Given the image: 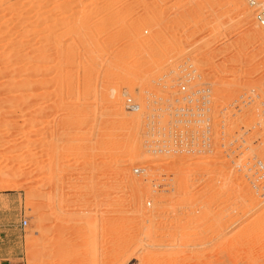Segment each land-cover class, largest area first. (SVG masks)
<instances>
[{
    "label": "rangeland",
    "instance_id": "1",
    "mask_svg": "<svg viewBox=\"0 0 264 264\" xmlns=\"http://www.w3.org/2000/svg\"><path fill=\"white\" fill-rule=\"evenodd\" d=\"M129 1L130 3H127ZM132 1L134 0H0L1 264H114L116 263L115 255H117L114 253L121 250L122 247L124 249L127 248L123 251L125 255L122 257V260L127 255L129 257H126V261L121 260L123 263L121 262L120 264H143L144 262V264H164L165 261L169 264H175V262L176 264H183L186 261L188 262V260L191 261L189 264H205L202 262L205 259L208 264L210 262H213L210 264H219L220 260L222 264L225 261H227L226 263L232 262L233 258L231 259L230 257H234L235 255L237 257L234 259L239 261L237 259L239 258L238 256L243 254L242 257H245L246 254L243 252H247L249 249L250 252L248 251L247 253H251V249L253 248L260 253L264 251V34H262L264 33V28L258 22L256 9L251 7L246 0H237L235 3H231V0ZM255 1L264 9V0ZM125 3L129 6L125 7L127 5ZM59 4L61 9L57 6ZM130 5L132 6L131 8ZM163 5L166 7H163ZM104 6L106 9H104ZM137 6L139 7L137 8ZM135 7L137 9H133ZM126 8L127 12L123 11ZM27 11H30V22L35 20V23L37 20L44 18L42 21L45 23L41 25V28L39 26L36 27L37 29H34L35 33L32 37L30 36L31 38L25 37L24 40L26 41H24L25 46L23 45V47L21 46L22 43L18 41L23 30L21 27L18 29V27L14 26L17 24L16 20H26L25 16ZM40 13H42V17L38 19L37 14ZM216 14L217 16H215ZM88 16L89 18L92 17L93 19L100 20H97V22L94 20L96 23L94 22L93 24L91 23L93 22L91 20L92 18L89 19ZM65 17L67 18L65 19ZM110 18L114 19L111 20ZM124 18L127 19L125 20ZM171 18L173 19L171 20ZM132 20L138 23H134ZM146 20L149 21L147 22ZM254 20H257L259 24L256 28L249 26ZM84 21L87 25H85ZM113 21L116 25H114ZM130 21L137 27L131 24ZM141 21L144 22V25ZM100 25L104 28H100ZM12 26L14 29H12L13 32L11 31V33L7 30ZM45 26L47 29H44ZM82 26L84 27L82 28ZM121 27L125 29H121ZM156 27L162 32H158ZM69 28L71 29L70 32H68L70 30ZM85 28H89L91 33ZM97 28L101 29V31ZM81 29L85 31L83 32ZM129 29L131 30L130 33ZM136 29H139L138 31L141 32L139 33ZM150 29L153 31L151 32ZM107 30H109L110 35ZM123 30H127L128 32L125 31V33L127 32L128 35L125 36ZM52 31L55 33H52ZM158 33L161 34L159 35ZM86 34H89L91 38L89 35L85 36ZM80 35L81 37H79ZM117 36L121 40L117 39ZM54 37L57 38L55 39ZM108 39H112L111 41L114 40L112 43L116 46ZM130 41H132L133 46H131L132 43ZM69 43L72 45L69 46ZM44 44L48 45L46 46ZM84 45L86 46L82 47ZM48 46L55 47H49L47 49ZM63 47L64 50L62 49ZM37 48L38 50L36 52L35 50ZM42 48L45 49L41 51L40 49ZM85 48L88 52H85ZM133 48L134 50L132 51ZM32 49L34 52L29 54L28 57H32L31 61H33L28 62L26 52ZM81 49L84 51H81ZM167 49L170 50L168 51ZM89 50L93 52L91 51L90 53ZM97 50H101V52L98 53ZM67 51H70L71 55ZM14 52L15 55H13ZM51 53H56L57 55ZM65 53L69 54L67 59L70 62L67 59L65 60ZM74 55L78 56L77 60ZM39 57L41 59L38 61L37 59ZM149 59L156 63V65L159 63L158 70L156 68L157 71L152 69L153 71L150 70L142 80H137V77L135 76V78L129 72L130 69H133L140 61ZM44 60L46 61L44 62ZM59 60L62 62L59 63ZM160 60H162V63ZM12 61L16 62V64ZM56 63L58 65L60 64V69ZM64 63H66V66ZM10 64L13 66L11 67ZM124 65L127 67L125 68ZM8 66L14 68L13 70L21 71V74L15 77L13 76V78L9 77L6 74V70L9 72L11 68L8 70ZM30 67L33 69L31 70ZM69 69L70 71H68ZM87 70L90 71V74H88L89 72ZM192 72L200 76V82L209 84V87L212 89V111L214 114L215 130L219 131L220 118L227 119L228 121V125L224 130L226 132V140L224 142L226 144L228 142H234L231 149L235 150L234 155L230 159H222L223 151L220 149H215L211 155L202 152L192 155L184 152H176L174 151L175 148H170L169 151L172 154H169L166 149L159 150L156 144H153L152 140L154 138L151 136L154 132L151 130L153 126L150 123L153 118H150V116H159L155 117L153 121L156 122L155 125L159 124L158 127L160 128L169 119V113L163 109L153 111L151 101L159 97L161 99L175 97L177 82L185 74ZM73 77L77 79H73ZM25 79L28 80L30 85L33 84L30 89L31 91H17L9 84L10 81H23ZM72 79L75 82H73L74 84L71 83ZM67 80L70 82L69 85L64 84L65 82L66 84L68 83ZM60 81L62 82L60 83ZM89 81H92V83ZM120 81H123V84ZM57 83L60 84L58 85ZM63 87L66 88L63 89ZM104 88L107 90H104ZM112 92L114 93L112 94ZM124 92L129 95L132 94L130 96L140 104V110L138 112L125 109ZM17 95L24 96L25 98L30 96L29 101L26 102L30 105L28 106L26 104L25 107L23 102H18L17 104V101H20L17 99ZM112 98L117 100V103ZM103 101H106V103ZM21 103L23 106L20 105ZM63 106L65 110H63ZM77 107L80 108L78 111L81 112L74 110ZM235 107H238L237 109L239 110H234ZM127 118H130L128 119L130 122L127 121ZM59 119L63 120L60 121ZM65 119L66 122L64 123ZM129 125H131V128ZM100 137L101 139H99ZM215 143L217 144V142ZM132 152H134L135 157L132 155ZM258 160L262 162L260 168L254 167V164ZM105 161L108 162L106 163ZM242 163L243 165H241ZM195 166H200L198 168L201 169H198L200 172L192 175L190 168ZM137 168L141 170L139 173L135 172ZM241 168L243 170H240ZM247 169L250 170L248 171ZM129 177L141 183L138 191L127 185L125 178L129 182ZM182 184H184V187H182ZM116 202H119L120 205ZM179 218H182L183 221ZM24 220L27 221L26 225L23 223ZM190 220L193 221L191 222ZM193 222L195 225L192 224ZM121 225L124 226V229ZM262 226L263 228H261ZM114 228H117V230ZM121 228L122 230H119ZM207 228L208 230H206ZM113 229L114 231H112ZM255 230L257 231L255 232ZM194 232L197 236H195ZM123 233L127 238H124L126 236ZM129 236L130 238L132 237L131 240H128L130 239ZM133 236H135V239ZM246 236H249V238ZM118 238L119 241H117ZM246 238L250 240H246ZM124 239L126 242L127 240L131 242L127 244L124 242ZM241 239H243L242 244L239 242ZM244 239L247 244L244 243ZM233 241L235 244H233ZM149 242L151 243L149 244ZM107 243H109L110 247H108L109 245L106 246ZM223 245L226 247L224 248ZM119 246L122 247L120 248ZM253 246L257 247L255 248ZM259 247L261 248L260 251ZM234 250L236 252L238 251L239 255L238 253H234ZM177 251L178 253H176ZM218 252L221 253L218 255ZM110 253L114 255L112 256ZM204 253H209L205 256L208 259L204 258L201 261L202 257L200 255L204 257ZM188 256L190 259L187 258ZM191 256H195V258L200 256V259L198 258L197 260ZM220 256L222 257L220 258ZM150 257L154 258L155 261L154 259L150 260ZM155 257H158V260L161 257V260L158 261ZM164 257L165 261H163ZM184 258H187L186 261ZM145 259H149L152 262L149 263L150 261L147 260V263Z\"/></svg>",
    "mask_w": 264,
    "mask_h": 264
},
{
    "label": "bare ground",
    "instance_id": "2",
    "mask_svg": "<svg viewBox=\"0 0 264 264\" xmlns=\"http://www.w3.org/2000/svg\"><path fill=\"white\" fill-rule=\"evenodd\" d=\"M73 1H74V0H73ZM101 1H102V0H101ZM108 1H109V0H108ZM113 1H114V0H113ZM121 1H122V0H121ZM123 1H124V0H123ZM134 1H136V0H134ZM134 1H132V2H134ZM137 1H138V0H137ZM137 1H136V2H137ZM139 1H140V0H139ZM141 1H143V0H141ZM152 1H153V0H152ZM174 1H175V0H174ZM176 1H177V0H176ZM179 1H180V0H179ZM228 1H229V0H228ZM231 1H232V2H231ZM231 1H230L231 3H235L237 0H231ZM162 2H163V1H162ZM165 2H166V1H165ZM171 2H172V1H171ZM182 2H183V1H182ZM230 2H229V3H230ZM106 3H107V2H106ZM110 3H111V2H110ZM112 3H113V2H112ZM112 3H111V4H112ZM115 3H116V2H115ZM118 3H119V2H118ZM127 3H130V1L127 2ZM127 3H125V4H127ZM139 3H140V2H139ZM197 3H198V1H197ZM99 4H100V3H99ZM113 4H114V3H113ZM120 4H121V3H120ZM120 4H119V5H120ZM135 4H136V3H135ZM135 4H134V5H135ZM152 4H153V2H152ZM180 4H181V3H180ZM70 5H71V4H70ZM92 5H93V4H92ZM107 5L109 6V4H107ZM134 5H133V6H134ZM136 5H137V4H136ZM139 5H141V4H139ZM154 5H155V4H154ZM169 5H170V3H169ZM178 5H179V3H178ZM186 5H187V4H186ZM189 5H190V4H189ZM196 5H197V4H196ZM196 5H195V6H196ZM203 5H204V4H203ZM203 5H202V6H203ZM207 5H208V4H207ZM223 5H224V4H223ZM57 6L61 9L60 4L57 5ZM66 6H67V4H66ZM83 6H84V5H83ZM97 6H98V5H97ZM110 6H111V5H110ZM113 6H114V5H113ZM123 6H124V5H123ZM128 6H129V5L127 4L125 7H128ZM144 6H145V5H144ZM147 6H148V5H147ZM150 6H151V4H150ZM172 6H173V5H172ZM179 6H180V5H179ZM181 6H182V4H181ZM208 6H209V5H208ZM58 7H56V8H58ZM62 7H63V6H62ZM64 7H65V6H64ZM94 7H95V6H94ZM99 7H100V6H99ZM104 7H105V6H104ZM118 7H119V6H118ZM131 7H132V6L130 5V8H131ZM138 7H139V6H137V8H138ZM163 7H166V6L163 5ZM182 7H183V6H182ZM69 8H70V7H69ZM111 8L113 9L112 6H111ZM120 8H121V6H120ZM120 8H119V9H120ZM122 8H123V7H122ZM130 8H128V9L130 10ZM137 8L135 7V8H133V9H137ZM146 8H147V7H146ZM152 8H153V7H152ZM180 8H181V7H180ZM199 8H200V6H199ZM204 8H205V7H204ZM104 9H106V7H105ZM104 9H103V10H104ZM108 9H109V8H108ZM124 9H125V8H124ZM140 9H141V8H140ZM143 9H145V8H143ZM170 9H171V8H170ZM55 10H56V9H55ZM67 10H68V9H67ZM91 10H92V9H91ZM103 10H101V11H103ZM131 10H132V9H131ZM138 10H139V9H138ZM186 10H187V9H186ZM186 10H185V11H186ZM208 10H209V9H208ZM12 11H13V10H12ZM57 11H59V10H57ZM60 11H61V10H60ZM85 11H86V10H85ZM85 11H84V12H85ZM98 11H99V10H98ZM101 11H100V12H101ZM104 11H105V10H104ZM104 11H103V12H104ZM112 11H113V10H112ZM123 11H126V12H127V8H126V10H123ZM134 11H135V10H134ZM140 11H141V10H140ZM145 11H146V10H145ZM150 11H151V10H150ZM161 11H162V10H161ZM172 11H174V10H172ZM181 11H182V10H181ZM195 11H196V10H195ZM200 11H201V10H200ZM31 12H32V11H31ZM65 12H66V11H65ZM93 12H94V11H93ZM93 12H92V13H93ZM96 12H97V9H96ZM96 12H95V13H96ZM116 12H117V11H116ZM146 12H147V11H146ZM146 12H145V13H146ZM151 12H152V11H151ZM151 12H150V14H151ZM153 12H154V11H153ZM177 12H179V11H177ZM187 12L189 13V11H187ZM29 13H30V11H27V12H26V16H25L26 20L24 19L25 21H24V20H22V21H21V20H18V21L16 20V23H17V24L15 23L16 26H14V27H18V29H19V27H21V29L23 30V31H22V35H21V37L18 39V41H19L20 43H22L21 46H23V45L25 44V43H24V41H26V40H24L25 37H27V38H29L30 36L32 37V35H34V33H35L34 29H35L36 27H39V26H40V28H41V25H42L43 23H45L44 21H42L44 18H43V19H39V18L42 17V16H41L42 13L37 14V17H38L39 20H37V21L35 22L36 24L34 23L35 20H34L33 22H30L31 17H30V14H29ZM59 13H60V12H59ZM85 13H86V12H85ZM85 13H84V14H85ZM104 13H105V12H104ZM106 13H107V12H106ZM123 13H124V12H123ZM123 13H122V14H123ZM130 13H131V12H130ZM156 13H158V12H156ZM99 14H100V13H99ZM108 14H109V13H108ZM122 14H121V15H122ZM154 14H155V12H154ZM158 14H159V13H158ZM160 14H161V13H160ZM172 14H173V13H172ZM190 14H191V13H190ZM117 15H118V14H117ZM147 15H148V14H147ZM147 15H146V16H147ZM161 15H162V14H161ZM168 15H169V14H168ZM182 15H183V14H182ZM57 16H58V15H57ZM80 16H81V15H80ZM90 16H91V15H90ZM93 16H94V14H93ZM104 16H106V15H104ZM111 16H112V15H111ZM118 16H119V15H118ZM124 16H125V15H124ZM132 16H133V15H132ZM136 16H137V15H136ZM146 16H145V17H146ZM187 16H188V15H187ZM215 16H217V14H216ZM47 17H48V16H47ZM74 17H75V16H74ZM96 17H97V15H96ZM98 17H99V16H98ZM115 17H116V16H115ZM122 17H123V16H122ZM129 17H130V16H129ZM140 17H141V16H140ZM145 17H143V18H145ZM148 17H149V16H148ZM148 17H147V18H148ZM164 17H165V16H164ZM170 17H171V16H170ZM172 17H173V15H172ZM208 17H209V16H208ZM208 17H207V18H208ZM210 17H211V16H210ZM16 18H17V17H16ZM32 18H33V17H32ZM66 18H67V17H65V19H66ZM88 18H89V16H88ZM91 18H92V17H90L89 19H91ZM105 18H107V16H106ZM105 18H104V19H105ZM111 18H112V17H111ZM111 18H110V19H111ZM131 18H132V17H131ZM131 18H130V19H131ZM141 18H142V17H141ZM141 18H140V19H141ZM150 18H151V17H150ZM156 18H157V17H156ZM219 18H220V17H219ZM45 19H46V18H45ZM51 19H52V17H51ZM71 19H74V18H71ZM71 19H69V20H71ZM85 19H87V18H85ZM113 19H114V18H113ZM113 19H111V20H113ZM124 19H125V18H124ZM126 19H127V18H126ZM126 19H125V20H126ZM163 19H164V18H163ZM172 19H173V18H171V20H172ZM174 19H175V18H174ZM210 19H211V18H210ZM80 20H81V19H80ZM91 20H93V22H91V21H87V22H91V23L94 24V22H95L94 20H96V19H93V18H92ZM97 20H98V19H97ZM97 20H96V22H97ZM99 20H100V19H99ZM99 20H98V21H99ZM115 20H116V19H115ZM133 20H134V18H133ZM133 20H132V21H133ZM135 20H137V19H135ZM143 20H144V19H143ZM149 20H150V19H149ZM149 20H146V21L148 22ZM155 20H156V19H155ZM205 20H206V19H205ZM47 21H49V20H47ZM65 21H66V20H65ZM65 21H64V22H65ZM81 21H83V20H81ZM81 21H80V22H81ZM85 21H86V20H85ZM85 21H84V22H85ZM104 21H105V20H104ZM121 21H122V20H121ZM185 21H186V20H185ZM12 22H13V21H12ZM60 22H61V20H60ZM75 22H76V21H75ZM96 22H95V23H96ZM113 22H114V21H113ZM128 22H129V20H128ZM130 22H131V21H130ZM133 22H134V23H138V22H135V21H133ZM139 22H140V21H139ZM142 22H143V21H141V23H142ZM162 22H163V21H162ZM166 22H167V21H166ZM166 22H165V23H166ZM215 22H216V21H215ZM256 22H257V20H254L253 22H251V24H250L249 26H251V27H255V28L258 27L259 24H258V22H257V23H256ZM77 23H79V22H77ZM102 23H103V22H102ZM123 23H124V22H123ZM134 23L131 22V24H134ZM155 23H156V22H155ZM176 23H177V21H176ZM178 23H179V22H178ZM15 24H14V25H15ZM55 24H56V23H55ZM67 24H70V23H67ZM73 24H75V23H73ZM80 24H81V23H80ZM112 24H113V23H112ZM124 24H125V23H124ZM129 24H130V23H129ZM163 24H164V22H163ZM12 25H13V24H12ZM62 25H63V24H62ZM70 25H71V24H70ZM78 25H79V24H78ZM82 25H84V24H82ZM85 25H87L86 22H85ZM88 25H89V24H88ZM114 25H116L115 22H114ZM134 25H135V24H134ZM143 25H144V22H143ZM169 25H170V24H169ZM56 26H58V25H56ZM59 26H60V25H59ZM73 26H74V25H73ZM80 26H81V25H80ZM80 26H78V27H80ZM93 26H94V25H93ZM100 26H101V27H100ZM100 26H99L100 28H102V29L104 28V27H102V25H100ZM103 26H104V25H103ZM122 26H123V25H122ZM125 26H126V24H125ZM139 26H141V25H139ZM145 26H146V24H145ZM152 26H153V25H152ZM154 26H155V25H154ZM157 26H158V25H157ZM14 27H13V26L10 27L7 31L11 32L12 29H14ZM74 27H75V26H74ZM83 27H84V26H82V28H83ZM88 27H89V26H88ZM110 27H112V26H110ZM123 27H124V26H123ZM135 27H137V26L135 25ZM135 27H134V28H135ZM169 27H170V26H169ZM43 28H44V27H43ZM71 28H72V26H71ZM76 28H77V27H76ZM80 28H81V27H80ZM94 28H95V27H94ZM130 28H131V27H130ZM139 28H140V27H139ZM145 28H147V27H145ZM149 28H150V27H149ZM161 28H162V27H161ZM36 29H37V28H36ZM44 29H47L46 26H45ZM48 29H49V28H48ZM52 29H53V28H52ZM66 29H67V28H66ZM69 29H70V28H69ZM69 29H68V30H69ZM74 29H75V28H74ZM85 29L88 30V32L90 31L89 28H88V29L85 28ZM97 29H99V28H97ZM108 29H110V28H108ZM114 29H115V28H114ZM121 29H125V28H122V27H121ZM156 29H157V27H156ZM163 29H164V28H163ZM173 29H174V28H173ZM68 30H67V31H68ZM81 30L83 31V29H81ZM99 30L101 31V29H99ZM133 30H134V29H133ZM133 30H132V31H133ZM136 30H137V29H136ZM138 30H139V29H138ZM138 30H137V31H138ZM150 30H151V29H150ZM150 30H149V31H150ZM157 30H158V32L161 31V30H159V29H157ZM174 30H175V29H174ZM206 30H207V28H206ZM70 31H71V29H70L68 32H70ZM74 31H75V30H74ZM84 31H85V30H84ZM84 31H83V32H84ZM92 31H93V30H92ZM97 31H98V30H97ZM107 31L109 32V30H107ZM123 31H124V33H125V31H127V30H123ZM130 31H131V30L129 29V33H130ZM152 31H153V30H151V32H152ZM163 31H164V30H163ZM200 31H201V30H200ZM12 32H13V31H12ZM12 32H11V33H12ZM53 32H54V31H52V33H53ZM77 32H78V31H77ZM94 32H95V31H94ZM121 32H122V31H121ZM127 32H128V31H127ZM127 32H126V33H127ZM134 32H135V30H134ZM138 32H139V31H138ZM140 32H141V31H140ZM140 32H139V33H140ZM142 32H143V31H142ZM161 32H162V31H161ZM54 33H55V32H54ZM90 33H91V31H90ZM117 33H118V32H117ZM126 33H125V36L128 35V33H127V34H126ZM135 33L137 34V32H135ZM260 33H262V32H260ZM50 34H51V33H50ZM59 34H60V33H59ZM68 34H69V33H68ZM73 34H74V33H73ZM77 34H78V33H77ZM95 34H97V33L95 32ZM103 34H105V33H103ZM108 34L110 35V32H109ZM112 34H114V33H112ZM131 34H133V33L131 32ZM158 34H159V33H158ZM160 34H161V33H160ZM160 34H159V35H160ZM262 34H264V33H262ZM47 35H48V33H47ZM47 35H46V36H47ZM55 35H56V34H55ZM69 35H71V34H69ZM88 35H89V34H88ZM88 35L86 34L85 36H88ZM100 35H101V34H100ZM109 35H108V36H109ZM123 35H124V34H123ZM142 35H143V34H142ZM151 35H152V34H151ZM162 35H163V34H162ZM173 35H174V34H173ZM199 35H200V34H199ZM260 35H261V34H260ZM48 36H49V35H48ZM48 36H47V38H49ZM64 36H66V35H64ZM82 36H84V35H82ZM104 36H105V35H104ZM106 36H107V35H106ZM130 36H131V35H130ZM136 36H137V35H136ZM143 36H144V35H143ZM165 36H166V35H165ZM195 36H196V35H195ZM261 36H262V35H261ZM31 37H30V38H31ZM79 37H81V35H80ZM89 37H90V35H89ZM93 37H94V35H93ZM96 37H97V35H96ZM98 37H99V36H98ZM170 37H171V35H170ZM45 38H46V37H45ZM54 38L56 39L57 37H54ZM71 38H72V37H71ZM74 38H75V37H74ZM83 38H84V37H83ZM90 38H91V37H90ZM94 38H95V37H94ZM99 38H100V37H99ZM101 38H102V37H101ZM103 38H104V37H103ZM128 38H130V37L128 36ZM128 38H127V39H128ZM136 38H137V37H136ZM136 38H135V39H136ZM146 38H148V37H146ZM171 38H173V37H171ZM262 38H263V36H262ZM49 39H50V38H49ZM51 39H52V37H51ZM55 39H54V41H55ZM58 39H59V38H58ZM60 39H61V38H60ZM72 39H73V38H72ZM95 39H96V38H95ZM117 39H120V38H118V36H117ZM130 39H131V38H130ZM140 39H141V38H140ZM148 39H149V38H148ZM165 39H166V38H165ZM260 39H261V38H260ZM85 40H86V39H85ZM100 40H101V39H100ZM102 40H103V39H102ZM106 40H107V39H106ZM108 40H110V39H108ZM111 40H112V39H111ZM111 40H110V41H111ZM115 40H116V39H115ZM120 40H121V39H120ZM120 40H118V41H120ZM123 40H124V38H123ZM0 41H1V39H0ZM2 41H3V39H2ZM30 41H31V40H30ZM46 41H48V40H46ZM52 41H53V40H52ZM52 41H50V42H52ZM60 41H61V40H60ZM60 41H59V42H60ZM66 41H67V40H66ZM76 41H78V40H76ZM88 41H89V40H88ZM96 41H97V39H96ZM96 41H95V42H96ZM98 41H99V40H98ZM104 41H105V40H104ZM113 41H114V40H113ZM113 41H111V43H112ZM116 41H117V40H116ZM71 42H73V41H71ZM74 42H75V41H74ZM84 42H85V41H84ZM93 42H94V41H93ZM125 42H126V41H125ZM130 42L132 43V41H130ZM161 42H162V41H161ZM175 42H176V41H175ZM48 43H49V42H48ZM57 43H58V42H57ZM76 43H78V42H76ZM80 43H82V42L80 41ZM87 43H88V42H87ZM105 43H106V42H105ZM118 43H119V42H118ZM127 43H128V42H127ZM139 43H140V42H139ZM141 43H142V42H141ZM158 43H159V42H158ZM178 43H179V42H178ZM49 44H50V43H49ZM65 44H67V43H65ZM69 44H70V43H69ZM84 44H85V43H84ZM96 44H98V43H96ZM101 44H102V41H101ZM112 44H113V43H112ZM116 44H117V42H116ZM123 44H124V43H123ZM128 44H129V43H128ZM168 44H169V43H168ZM180 44H181V42H180ZM44 45H46V44H44ZM47 45H48V44H47ZM47 45H46V46H47ZM50 45H51V44H50ZM67 45H68V44H67ZM71 45H72V44H70L69 46H71ZM89 45H90V43H89ZM92 45H93V44H92ZM104 45H105V44H104ZM113 45L116 46L115 44H113ZM113 45H112V46H113ZM121 45H122V44H121ZM126 45H127V44H126ZM130 45H131V44H130ZM143 45H144V44H143ZM145 45H146V42H145ZM145 45H144V46H145ZM147 45H148V44H147ZM24 46H25V45H24ZM24 46H23V47H24ZM41 46H42V45H41ZM61 46H62V45H61ZM73 46H74V45H73ZM73 46H72V47H73ZM76 46H77V44H76ZM80 46H81V45H80ZM85 46H86V45H84V46H82V47H85ZM93 46H94V45H93ZM98 46H99V45H98ZM131 46H133V43H132ZM153 46H154V45H153ZM161 46H162V45H161ZM182 46H183V45H182ZM39 47H40V46H39ZM49 47H50V48H51V47L54 48L55 46H54V47H53V46H48L47 49H49ZM64 47H65V46H64ZM64 47L62 48L63 50H64ZM89 47L91 48V46H89ZM95 47H96V45H95ZM95 47H94V48H95ZM100 47H101V45H100ZM129 47H130V46H129ZM135 47H136V45H135ZM146 47H147V46H146ZM172 47H173V46H172ZM7 48H8V47H7ZM56 48H57V47H56ZM58 48H59V47H58ZM74 48H75V46H74ZM77 48H78V46H77ZM77 48H76V49H77ZM97 48L99 49V47H97ZM101 48L103 49V47H101ZM104 48H105V47H104ZM115 48H116V47H115ZM167 48H168V47H167ZM44 49H45V48H44ZM44 49L42 48V49H40V50L43 51ZM62 49H61V50H62ZM68 49L71 50V48H69V47H68ZM68 49H67V50H68ZM92 49H93V48H92ZM102 49H101V50H102ZM112 49H113V48H112ZM121 49H122V48H121ZM135 49H136V48H135ZM153 49H154V48H153ZM37 50H38V48H37L35 51L37 52ZM52 50H53V49H52ZM74 50H75V49H74ZM82 50H83V49H81V51H82ZM101 50H100V51L97 50V52L99 53V52H101ZM109 50H110V49H109ZM113 50H114V49H113ZM122 50L124 51V49H122ZM128 50H130V49H128ZM128 50H127V52H128ZM133 50H134V48L132 49V51H133ZM140 50H141V49H140ZM140 50H139V51H140ZM167 50H168V49H167ZM169 50H170V49H169ZM169 50H168V51H169ZM176 50H177V49H176ZM10 51H11V50H10ZM71 51L73 52V50H71ZM78 51H79V49H78ZM83 51H84V50H83ZM89 51H90V50H89ZM91 51H92V50H91ZM91 51H90V53H91ZM94 51H95V50H94ZM102 51H103V50H102ZM116 51L119 52L118 50H116ZM139 51H138V53H139ZM162 51H164V50H162ZM168 51H167V52H168ZM171 51H172V50H171ZM32 52H34L33 49H32V50H29V51L26 52V59L29 60L28 62H30V61H31V58H32V57H28V55L31 54ZM48 52H49V51H48ZM57 52H58V51H57ZM59 52H60V51H59ZM67 52L70 53V51H67ZM75 52H76V51H75ZM85 52H88V51H86V48H85ZM92 52H93V51H92ZM111 52H112V51H111ZM114 52H115V50H114ZM167 52H166V54H167ZM172 52H173V51H172ZM18 53H21V52H18ZM68 53H65V54H66V58H65V60L68 58L67 56H69ZM76 53H77V52H76ZM82 53H83V52H82ZM108 53H109V51H108ZM115 53H116V52H115ZM115 53H114V54H115ZM123 53H124V52H123ZM152 53H153V50H152ZM51 54H54V53H51ZM55 54H56V53H55ZM55 54H54V55H55ZM67 54H68V55H67ZM78 54H79V53H78ZM84 54H85V53H84ZM86 54H87V53H86ZM114 54H113V55H114ZM120 54H121V53H120ZM126 54H127V53H126ZM133 54H134V53H133ZM146 54H147V53H146ZM149 54H150V53H149ZM164 54H165V53H164ZM173 54H174V53H173ZM175 54H176V53H175ZM222 54H223V53H222ZM13 55H15V52L13 53ZM54 55H53V56H54ZM56 55H57V54H56ZM70 55H71V53H70ZM101 55H102V54H101ZM123 55H124V54H123ZM151 55H152V54H151ZM170 55H171V54H170ZM10 56H12V54H10ZM36 56L38 57V55H36ZM74 56L76 57L75 59L77 60V57H78V56H76V55H74ZM80 56H82V55H80ZM83 56H85V55H83ZM94 56H95V55H94ZM117 56H118V55H117ZM128 56H129V55H128ZM141 56H142V55H141ZM149 56H150V55H149ZM149 56H148V57H149ZM41 57H42V56H41ZM41 57H39L37 60L39 61V59H41ZM49 57H50V56H49ZM70 57L72 58V56H70ZM96 57H97V56H96ZM119 57H120V56H119ZM129 57H130V56H129ZM165 57H166V56H165ZM9 58H10V57H9ZM47 58H48V57H47ZM62 58H63V56H62ZM71 58H70V59H71ZM90 58H91V57H90ZM90 58H89V59H90ZM136 58H137V57H136ZM44 59H46V58H44ZM49 59H50V58H49ZM52 59H53V58H52ZM84 59H85V57H84ZM165 59H166V58H165ZM165 59H164V61L167 60V59H166V60H165ZM46 60H47V59H46ZM46 60H44V62H45ZM67 60H68V62H70L69 59H67ZM80 60H81V57H80ZM93 60H94V59H93ZM99 60H100V59H99ZM113 60H114V58H113ZM115 60H116V59H115ZM125 60H126V59H125ZM125 60H124V61H125ZM134 60H135V59H134ZM157 60H158V59H157ZM171 60H172V59H171ZM171 60H170V61H171ZM180 60H181V59H180ZM32 61H33V60H32ZM32 61H31V62H32ZM62 61H63V59H62ZM62 61L59 60V63L62 62ZM90 61H91V60H90ZM127 61H128V60H127ZM132 61H133V60H132ZM132 61H131V62H132ZM161 61H162V60H160V62H161ZM12 62H13V61H12ZM47 62H48V61H47ZM49 62H52V61H49ZM68 62H67V63H68ZM71 62H73V60H71ZM74 62H75V61H74ZM80 62H81V61H80ZM88 62H89V60H88ZM93 62H95V61H93ZM106 62H107V61H106ZM129 62H130V61H129ZM158 62H159V61H158ZM13 63L16 64V62H13ZM13 63H11V64H13ZM41 63H43V62L41 61ZM57 63H58V62H57ZM57 63H56V64H57ZM89 63H90V62H89ZM91 63H92V62H91ZM97 63H98V62H97ZM109 63H110V62H109ZM113 63H114V62H113ZM117 63H118V62H117ZM161 63H162V62H161ZM168 63H169V62H168ZM195 63H196V62H195ZM11 64H10V65H11ZM65 64H66V63H64V65H65ZM68 64H69V63H68ZM119 64H120V63H119ZM158 64H159V63H158ZM158 64L156 65V63L150 61V59H149V60L140 61L136 66H134L133 69L131 68V67H132V66H131V67H130L131 69H130L129 72L132 73V76H134V77L136 76L137 78H136V77H135V78H136L137 80H138V79H141V80H142V78H144L145 75H146L150 70H152V69L154 70L155 68L157 69V68L159 67ZM10 65H9V66H10ZM13 65H14V64H13ZM13 65H11V67H12ZM33 65H34V64H33ZM59 65H60V64H59ZM59 65L57 64L58 68L60 69ZM77 65H78V64H77ZM79 65H80V64H79ZM88 65H89V64H88ZM91 65H92V64H91ZM91 65H90V66H91ZM97 65H98V64H97ZM106 65H107V64H106ZM106 65H105V66H106ZM111 65H112V64H111ZM120 65H121V64H120ZM9 66H8V68H9L8 70H10V68H11V67H9ZM39 66H40V65H39ZM65 66H66V65H65ZM99 66H100V63H99ZM153 66H155V67H153ZM37 67H38V66H37ZM37 67H35V68L37 69ZM93 67H94V66H93ZM106 67H107V66H106ZM106 67H105V68H106ZM116 67H117V66H116ZM124 67H125V65H124ZM126 67H127V66H126ZM126 67H125V68H126ZM162 67H163V66H162ZM197 67H198V66H197ZM30 68H31V70L33 69L32 67H30ZM64 68H65V67H64ZM74 68H75V67H74ZM96 68H97V67H96ZM105 68H104V69H105ZM120 68H121V67H120ZM122 68H123V67H122ZM13 69H14V68H11V71H9V72L6 70V72H7L6 74L9 75V77L13 78V76L15 77V76H18V75L21 74V73H20L21 71H16V70H13ZM55 69H56V68H55ZM94 69H95V68H94ZM110 69H111V68H110ZM156 69H155V70H156ZM172 69H173V67H172ZM82 70H83V69H82ZM95 70L97 71V69H95ZM121 70H122V69H121ZM123 70H124V69H123ZM128 70H129V69H128ZM153 70H152V71H153ZM157 70H158V69H157ZM157 70H156V71H157ZM163 70H164V69H163ZM22 71H23V69H22ZM25 71H26V70H25ZM34 71H35V70H34ZM58 71H59V70H58ZM68 71H70V69H69ZM76 71H77V70H76ZM80 71H81V70H80ZM93 71H94V70H93ZM56 72H57V70H56ZM64 72H66V71L64 70ZM87 72H89L88 74H90V71L87 70ZM109 72H111V71H109ZM109 72H107V73L109 74ZM112 72H114V71H112ZM126 72H127V71H126ZM167 72H168V71H167ZM184 72H185V71H184ZM72 73H73V72H72ZM72 73H71V74H72ZM152 73H153V72H152ZM6 74H5V75H6ZM28 74H29V73H28ZM30 74H31V73H30ZM34 74H35V73H34ZM34 74H33V75H34ZM61 74H62V73H61ZM63 74H64V73H63ZM69 74H70V73H69ZM69 74H67V75H69ZM75 74H76V73H75ZM82 74H83V73H82ZM91 74H92V73H91ZM95 74H96V72H95ZM113 74H114V73H113ZM24 75H25V74H24ZM55 75H56V74H55ZM92 75H93V74H92ZM103 75H104V74H103ZM116 75H117V74H116ZM150 75H151V74H150ZM56 76L58 77V75H56ZM72 76H73V74H72ZM90 76H91V75H90ZM119 76H120V75H119ZM122 76H123V75H122ZM25 77H26V76H25ZM62 77H63V76H62ZM64 77H65V75H64ZM82 77H86V76H82ZM87 77H88V76H87ZM94 77H95V76H94ZM99 77H100V76H99ZM102 77H103V76H102ZM168 77H169V76H168ZM199 77H200V76H199ZM60 78H61V76H60ZM75 78H76V77H73V79H75ZM119 78H121V77H119ZM58 79H59V78H58ZM70 79H71V77H70ZM73 79H72L71 83L74 82ZM76 79H77V78H76ZM81 79H82V78H81ZM84 79H85V78H84ZM91 79H92V76H91ZM91 79H90V80H91ZM106 79H107V78H106ZM121 79H122V78H121ZM136 79H135V80H136ZM29 80H30V79H29ZM32 80H33V79H32ZM54 80H55V79H54ZM63 80H64V78H63ZM87 80H88V79H87ZM101 80H103V79H101ZM112 80H113V79H112ZM132 80H133V79H132ZM155 80H156V79H155ZM164 80H165V79H164ZM169 80H170V79H169ZM169 80H167V81H169ZM36 81H37V80H36ZM55 81H56V80H55ZM67 81H68V80H67ZM75 81H76V80H75ZM82 81H83V79H82ZM84 81H86V80H84ZM96 81H97V80H96ZM61 82H62V81H60V83H61ZM63 82H64V81H63ZM89 82H90V81H89ZM89 82H88V83H89ZM97 82H98V81H97ZM117 82H119V81H117ZM120 82L122 83L123 81H120ZM146 82H147V81H146ZM53 83H54V82H53ZM53 83H52V84H53ZM55 83H56V82H55ZM60 83H59V84H60ZM69 83H70V82L68 81L67 84H66V82H65L64 84H65V85H69ZM74 83H75V82H74ZM74 83H73V84H74ZM78 83H79V82H78ZM85 83H86V82H85ZM90 83H92V81H91ZM106 83H107V82H106ZM109 83H111V82H109ZM130 83H131V82H130ZM139 83H140V82H139ZM9 84H11L12 88H14L15 90H17V91H18V90H21V91H24V92H25V91H26V92H27V91H31L30 89L32 88L31 86L33 85V84L30 85V83H29L28 80H26V79L23 80V81H10ZM34 84H35V83H34ZM46 84H47V83H46ZM57 84H58V83H57ZM59 84H58V85H59ZM82 84H83V82H82ZM94 84H95V83H94ZM102 84H103V83H102ZM104 84H105V83H104ZM115 84H117V83H115ZM122 84H123V83H122ZM166 84H168V83H166ZM58 85H57V86H58ZM148 85H149V84H148ZM148 85H147V86H148ZM57 86H56V87H57ZM96 86H97V85H96ZM102 86H103V85H102ZM116 86H117V85H116ZM139 86H140V85H139ZM39 87H40V86H39ZM58 87H59V86H58ZM80 87H81V86H80ZM106 87L108 88V86H106ZM167 87H168V85H167ZM8 88H9V87H8ZM34 88H35V87H34ZM64 88H66V87H63V89H64ZM72 88H74V87H72ZM72 88H71V89H72ZM82 88H83V86H82ZM93 88H94V87H93ZM95 88H96V87H95ZM115 88H116V87H115ZM119 88H120V87H119ZM139 88H140V87H139ZM54 89H55V88H54ZM79 89H80V88H79ZM109 89H110V88H109ZM116 89H117V88H116ZM169 89H170V88H169ZM15 90H14V91H15ZM72 90H73V89H72ZM72 90H68V91H72ZM88 90H90V89H88ZM95 90H96V89H95ZM104 90H107V89L104 88ZM56 91H57V89H56ZM75 91H76V90H75ZM80 91H81V90H80ZM84 91H85V89H84ZM84 91H82V92L84 93ZM102 91H103V90H102ZM117 91H118V90H117ZM62 92L64 93V91H62ZM77 92H79V91L77 90ZM100 92H101V91H100ZM175 92H176V91H175ZM55 93H56V92H55ZM69 93H70V92H69ZM74 93H75V92H74ZM88 93H89V91H88ZM113 93H114V92H112V94H113ZM115 93H116V92H115ZM124 93H125V92H124ZM4 94H5V93H4ZM77 94H78V93H77ZM84 94L86 95V93H84ZM50 95H51V94H50ZM71 95H72V94H71ZM82 95H83V94H82ZM92 95H93V93H92ZM104 95H105V94H104ZM114 95H115V94H114ZM114 95H112V97H114ZM116 95H117V94H116ZM130 95L132 96V94H130ZM17 96H18L17 99L20 100V101H17V104H18V102H23V105L26 107V104H28V103H26V102L29 101L30 96H29V97H26V98H25L24 96H20V95H17ZM33 96H34V95H33ZM40 96H42V95H40ZM52 96H53V95H52ZM57 96H59V95H57ZM78 96H79V95H78ZM88 96H89V94H88ZM100 96H101V95H100ZM102 96H103V95H102ZM155 96H157V95H155ZM162 96H163V95H162ZM14 97H15V96H14ZM63 97H64V96H63ZM66 97H69V96H66ZM79 97H80V96H79ZM79 97H78V98H79ZM89 97H90V96H89ZM117 97H118V96H117ZM45 98H46V96H45ZM101 98H102V97H101ZM108 98H109V97H108ZM108 98H107V99H108ZM168 98H169V97H168ZM60 99H61V98H60ZM71 99H72V98H71ZM97 99H98V98H97ZM112 99H114V98H112ZM152 99H153V98H152ZM152 99H151V100H152ZM78 100H79V99H78ZM104 100H105V99H104ZM114 100H115V99H114ZM134 100H135V99H134ZM70 101H71V100H70ZM72 101H73V100H72ZM90 101H91V100H90ZM90 101H89V103H90ZM107 101H108V100H107ZM136 101H137V100H136ZM87 102H88V101H87ZM103 102L106 103V101H103ZM115 102L117 103V100H115ZM36 103H37V102H36ZM74 103H75V102H74ZM93 103H94V102H93ZM122 103H123V102H122ZM141 103H142V102H141ZM72 104H73V103H72ZM102 104H103V103H102ZM20 105H22V103H21ZM23 105H22V106H23ZM29 105H30V104H28V106H29ZM238 105H239V104H238ZM238 105H237V106H238ZM28 106H27V107H28ZM106 106H107V105H106ZM117 106H118V105H117ZM30 107H31V106H30ZM54 107H55V106H54ZM71 107H73V106L71 105ZM79 107H80V106H79ZM79 107L76 108L77 110L74 109L75 107H74L73 109H74L75 111H78V110H80ZM81 107H82V106H81ZM86 107H88V106L86 105ZM119 107H120V106H119ZM149 107H150V106H149ZM21 108H22V107H21ZM66 108H67V107H66ZM78 108H79V109H78ZM90 108H91V106H90ZM95 108H96V107H95ZM107 108H108V107H107ZM43 109H44V108H43ZM58 109H59V107H58ZM68 109H69V107H68ZM68 109H66V110H68ZM71 109H72V108H71ZM71 109H70V110H71ZM82 109H83V108H82ZM93 109H94V108H93ZM120 109L122 110V108H120ZM44 110H45V109H44ZM63 110H65L64 106H63ZM63 110H62V111H63ZM98 110H99V109H98ZM40 111H41V109H40ZM78 112H81V111H78ZM118 112H120V111H118ZM149 112H150V111H149ZM67 113H68V112H67ZM82 113H83V112H82ZM85 113H86V112H85ZM116 113H117V112H116ZM150 113H151V112H150ZM236 113H237V112H236ZM71 114H72V112H71ZM79 114H80V113H79ZM79 114H78V115H79ZM118 114H119V113H118ZM72 115H73V114H72ZM60 116H61V115H60ZM136 116H137V115H136ZM149 116H150V115H149ZM72 117H73V116H72ZM78 117H80V116H78ZM90 117H91V116H90ZM110 117H111V116H110ZM119 117H120V116H119ZM130 117H131V116H130ZM134 117H135V115H134ZM134 117H133V118H134ZM160 117H161V116H160ZM85 118H86V117H85ZM102 118H103V117H102ZM131 118H132V117H131ZM73 119H74V118H73ZM80 119H81V118H80ZM108 119H111V118H108ZM123 119H124V118H123ZM128 119H130V118H127V121H128ZM142 119H143V118H142ZM154 119H155V118H153V120H154ZM59 120H60V119H59ZM61 120H63V119H61ZM61 120H60V121H61ZM76 120H77V119H76ZM111 120H112V119H111ZM117 120H118V119H117ZM124 120H125V119H124ZM133 120H134V119H133ZM133 120H132V121H133ZM150 120H151V119H150ZM89 121H90V120H89ZM127 121H126V122H127ZM132 121H131V123H132ZM65 122H66V119L64 120V123H65ZM124 122H125V121H124ZM128 122H130V121H128ZM128 122H127V123H128ZM144 122H145V121H144ZM67 123H68V120H67ZM72 123H73V122H72ZM74 123H75V122H74ZM85 123H86V122H85ZM116 123H117V122H116ZM127 123H126V124H127ZM150 123H151V122H150ZM68 124H69V123H68ZM74 125H76V124H74ZM89 125H90V124H89ZM134 125H135V124H134ZM63 126H64V125H63ZM63 126H62V127H63ZM76 126H77V125H76ZM64 127H65V126H64ZM71 127H73V126H71ZM78 127H79V126H78ZM78 127H77V128H78ZM83 127H84V126H83ZM129 127L131 128V125H129ZM119 128H120V127H119ZM119 128H118V129H119ZM64 129H66V128H64ZM104 131H105V130H104ZM102 132H103V130H102ZM134 133H135V132H134ZM99 135H100V134H99ZM128 135H129V134H128ZM128 135H126V136H128ZM106 136H107V135H106ZM133 136H134V134H133ZM101 137H102V134H101ZM101 137H100L99 139H101ZM151 137H152V136H151ZM119 138H120V137H119ZM124 138H125V137H124ZM139 138H140V137H139ZM149 138H150V137H149ZM107 139H108V137H107ZM136 139H137V138H136ZM131 140H132V139H131ZM148 140H149V139H148ZM99 141H100V140H99ZM109 141H110V140H109ZM101 142H102V141H101ZM149 143H150V140H149ZM149 143H148V144H149ZM99 144H100V143H99ZM119 144H120V143H119ZM136 144H137V142H136ZM112 145H113V144H112ZM123 145H124V144H123ZM129 145H130V144H129ZM116 146H117V145H116ZM137 146H138V145H137ZM119 147H120V146H119ZM119 147H118V148H119ZM135 147H136V146H135ZM116 148H117V147H116ZM122 149H123V148H122ZM149 149H150V148H149ZM157 149H158V148H157ZM133 150H134V149H133ZM137 151H138V150H137ZM107 152H108V151H107ZM168 152H169V154L171 153L170 151H168ZM168 152H167V153H168ZM176 152H177V151H176ZM108 153H109V152H108ZM126 153H127V152H126ZM133 153H134V152H132V155L134 156L135 154H133ZM142 153H143V152H142ZM161 153H162V152H161ZM113 154H114V152H113ZM171 154H172V153H171ZM193 154H194V153H193ZM212 154H213V153H212ZM236 154H237V153H236ZM175 155H176V154H175ZM185 155H186V154H185ZM110 156H111V155H110ZM119 156H120V155H119ZM181 156H182V155H181ZM199 156L201 157V155H199ZM237 156H238V155H237ZM247 156H248V155H247ZM134 157H135V156H134ZM169 157H170V156H169ZM202 157H203V156H202ZM205 157H206V156H205ZM105 158H106V157H105ZM125 158H126V157H125ZM190 158H191V157H190ZM249 158H250V157H249ZM108 159H109V158H108ZM122 159H123V158H122ZM122 159H121V160H122ZM133 159H134V158H133ZM133 159H132V160H133ZM156 159H157V158H156ZM162 159H163V158H162ZM165 159H167V158H165ZM193 159H194V158H193ZM233 159H234V158H233ZM246 159H247V158H246ZM128 160H130V159H128ZM128 160H127V161H128ZM134 160H135V159H134ZM137 160H138V159H137ZM141 160H142V159H141ZM207 160H208V159H207ZM105 162H106V161H105ZM107 162H108V161H107ZM107 162H106V163H107ZM136 162H137V161H136ZM167 162H168V161H167ZM114 163H115V161H114ZM156 163H157V162H156ZM227 163H228V162H227ZM115 164H117V163H115ZM215 164H216V163H215ZM217 164H218V163H217ZM106 165H107V164H106ZM241 165H243V163H242ZM196 166H197V165H196ZM196 166L190 168V169H191L190 172H191L192 175L195 174V173L200 172L199 170H200L201 168H200V169L198 168V167H200V166H198V167H196ZM244 166H245V163H244ZM210 167H211V166H210ZM240 167H241V166H240ZM202 168H203V167H202ZM216 168H217V167H216ZM238 168H239V167H238ZM146 169H147V168H146ZM198 169H199V170H198ZM211 169H212V168H211ZM122 170H123V169H122ZM183 170H184V169H183ZM212 170H213V169H212ZM218 170H219V169H218ZM128 171H129V170H128ZM225 171H226V170H225ZM151 172H152V171H151ZM171 172H173V171H171ZM119 173H120V172H119ZM127 173H128V172H127ZM185 173H186V172H185ZM185 173H184V174H185ZM213 173H214V172H213ZM218 173H219V172H218ZM116 175H117V174H116ZM153 175H154V174H153ZM192 175H191V176H192ZM224 175H225V174H224ZM175 176H176V175H175ZM202 176H203V175H202ZM214 176H215V174H214ZM241 176H242V175H241ZM210 178H211V176H210ZM147 179H148V178H147ZM165 179H166V178H165ZM165 179H164V180H165ZM193 179H194V178H193ZM193 179H192V180H193ZM195 179H196V178H195ZM211 179H212V178H211ZM214 179H215V178H214ZM120 180H121V179H120ZM125 180H127V185L133 187L134 189H137V191H138V187L140 188V186H141V185H140V184H141L140 182H137V180L135 181L134 179H130V177H129V182H128V179H127V178H125ZM208 181H209V180H208ZM210 181H211V180H210ZM190 182H191V181H190ZM190 182H189V183H190ZM192 182H193V181H192ZM105 183H106V182H105ZM176 183H177V182H176ZM181 183H182V182H181ZM207 183H208V182H207ZM235 183H236V182H235ZM235 183H234V184H235ZM246 183H247V182H246ZM260 183H261V181H260ZM156 184H157V183H156ZM161 184H162V183H161ZM201 184H202V183H201ZM205 184H206V183H205ZM208 184H209V183H208ZM105 185H106V184H105ZM125 185H126V184H125ZM183 185H184V184H182V187H184ZM194 185H195V184H194ZM203 185H204V184H203ZM263 185H264V184H263ZM189 186H190V185H189ZM211 186H212V185H211ZM135 187H136V188H135ZM231 187H232V185H231ZM110 188H111V187H110ZM197 188H198V187H197ZM205 188H206V187H205ZM208 188H210V187H208ZM236 188H237V187H236ZM263 188H264V187H263ZM104 189H105V188H104ZM115 189H116V188H115ZM162 189H163V188H162ZM166 189H167V188H166ZM106 190H107V189H106ZM167 190H168V189H167ZM197 190H198V189H197ZM238 190H240V189H238ZM180 191H181V189H180ZM215 191H216V189H215ZM228 191H229V190H228ZM114 192H115V191H114ZM140 192H141V191H140ZM203 192H204V191H203ZM218 192H219V191H218ZM229 192H230V191H229ZM235 192H236V191H235ZM240 192H241V191H240ZM138 193H139V192H138ZM149 193H150V192H149ZM197 194H198V193H197ZM240 194H241V193H240ZM128 195H129V194H128ZM151 195H152V194H151ZM169 195H170V194H169ZM226 195H228V194H226ZM115 196H116V195H115ZM132 196H133V195H132ZM195 196H196V195H195ZM207 196H208V195H207ZM220 196H221V195H220ZM230 196H231V195H230ZM232 196H233V195H232ZM239 196H240V195H239ZM211 197H212V196H211ZM190 198H191V197H190ZM217 198H218V197H217ZM224 198H225V196H224ZM233 198H235V197H233ZM215 199H216V198H215ZM161 200H162V199H161ZM188 200H189V197H188ZM190 200H191V199H190ZM208 200H209V199H208ZM245 200H246V199H245ZM248 200H249V199H248ZM114 201H115V200H114ZM145 201H146V200H145ZM203 201H204V200H203ZM220 201H222V200H220ZM132 202H133V201H132ZM116 203L118 204L119 202H116ZM144 203H145V202H144ZM184 203H185V202H184ZM190 203H191V202H190ZM229 203H230V202H229ZM235 203H236V201H235ZM237 203H238V201H237ZM256 203H257V202H256ZM182 204H183V203H182ZM203 204H204V203H203ZM205 204H206V203H205ZM207 204H208V203H207ZM225 204H226V202H225ZM254 204H255V203H254ZM113 205H114V204H113ZM119 205H120V203H119ZM189 205H191V204H189ZM216 205H217V204H216ZM220 205H222V204H220ZM257 205H258V204H257ZM197 206H198V205H197ZM227 206H228V205H227ZM116 207H117V206H116ZM125 207H126V206H125ZM183 207H184V206H183ZM65 208H66V207H65ZM140 208H141V207H140ZM237 208H238V207H237ZM112 209H113V208H112ZM120 209H121V208H120ZM138 209H139V208H138ZM183 209H184V208H183ZM67 210H68V209H67ZM144 210H145V209H144ZM165 210H166V209H165ZM185 210H186V209H185ZM190 210H191V209H190ZM192 210H193V209H192ZM226 210H227V209H226ZM128 211H129V210H128ZM160 211H161V210H160ZM160 211H159V212H160ZM166 211H167V210H166ZM168 211H169V210H168ZM247 211H248V210H247ZM136 212H137V211H136ZM144 212H145V211H144ZM211 212H212V211H211ZM261 212H262V211H261ZM128 213H129V212H128ZM150 213H151V212H150ZM189 213H190V212H189ZM212 213H213V212H212ZM159 214H160V213H159ZM124 215H125V214H124ZM129 215H130V213H129ZM138 215H139V214H138ZM171 215H172V214H171ZM179 215H180V214H179ZM185 215H186V214H185ZM122 216H123V215H122ZM139 216H140V215H139ZM139 216H138V217H139ZM175 216H176V215H175ZM183 216H184V215H183ZM210 216H211V215H210ZM223 216H224V215H223ZM239 216H240V215H239ZM239 216H238V217H239ZM254 216H255V215H254ZM260 216H261V215H260ZM148 217H149V216H148ZM190 217H191V216H190ZM216 217H217V216H216ZM118 218H119V217H118ZM124 218H127V217H124ZM146 218H147V217H146ZM182 218H183V217H182ZM182 218H179V219L182 220ZM208 218H209V217H208ZM214 218H215V217H214ZM223 218H224V217H223ZM255 218H256V217H255ZM260 218H261V217H260ZM194 219H195V218H194ZM258 219H259V218H258ZM119 220H120V219H119ZM124 220H125V219H124ZM127 220H129V219H127ZM161 220H162V219H161ZM170 220H171V219H170ZM176 220H177V219H176ZM250 220H252V219H250ZM112 221H113V220H112ZM140 221H141V220H140ZM159 221H160V220H159ZM178 221H180V220H178ZM182 221H183V220H182ZM190 221H191V220H190ZM192 221H193V220H192ZM192 221H191V222H192ZM194 221H195V220H194ZM204 221H205V220H204ZM254 221H256V220H254ZM260 221H261V220H260ZM118 222H119V221H118ZM122 222H123V221H122ZM136 222H138V221H136ZM160 222H161V221H160ZM164 222H165V221H164ZM184 222H186V221H184ZM198 222H199V221H198ZM218 222H219V221H218ZM130 223H131V221H130ZM134 223H135V222H134ZM141 223H142V222H141ZM168 223H170V222H168ZM178 223H179V222H178ZM207 223H208V222H207ZM263 223H264V222H263ZM114 224H115V223H114ZM123 224H124V223H123ZM135 224H136V223H135ZM135 224H134V226H135ZM182 224H183V223H182ZM190 224H191V223H190ZM192 224L195 225L194 222H193ZM202 224H204V223H202ZM202 224H201V225H202ZM229 224H230V223H229ZM261 224H262V223H261ZM103 225H104V224H103ZM111 225H113V224H111ZM136 225H137V224H136ZM155 225H156V224H155ZM160 225H161V224H160ZM167 225H168V224H167ZM173 225H174V224H173ZM194 225H193V226H194ZM253 225H254V224H253ZM121 226H122V225H121ZM165 226H166V225H165ZM187 226H188V225H187ZM222 226H223V223H222ZM232 226H233V225H232ZM245 226H246V225H245ZM250 226H251V225H250ZM254 226H255V225H254ZM257 226H258V224H257ZM123 227H124V226H122V228H123ZM150 227H151V226H150ZM205 227H206V226H205ZM214 227H215V226H214ZM243 227H244V226H243ZM76 228H78V227H76ZM109 228H113V227H109ZM117 228H118V227H117ZM117 228H114V229L117 230ZM122 228L119 229V230H122ZM129 228H130V227H129ZM134 228H135V227H134ZM138 228H139V227H138ZM140 228H141V227H140ZM142 228H143V227H142ZM152 228H153V227H152ZM157 228H158V226H157ZM173 228H174V227H173ZM183 228H185V227H183ZM190 228H191V227H190ZM212 228H213V227H212ZM223 228H224V227H223ZM246 228H248V227H246ZM261 228H263V226H262ZM70 229H71V228H70ZM114 229H113L112 231H114ZM123 229H124V228H123ZM135 229H136V228H135ZM149 229H150V228H149ZM181 229H182V228H181ZM196 229H197V228H196ZM217 229H218V228H217ZM254 229H255V228H254ZM257 229H258V228H257ZM259 229H260V227H259ZM132 230H134V229H132ZM200 230H201V229H200ZM206 230H208V228H207ZM247 230H248V229H247ZM106 231L108 232L109 230H106ZM130 231H131V230H130ZM160 231H161V230H160ZM220 231H221V230H220ZM239 231H240V230H239ZM245 231H246V230H245ZM249 231H250V229H249ZM249 231H247V232H249ZM252 231H253V228H252ZM256 231H257V230H255V232H256ZM263 231H264V230H263ZM74 232H75V230H74ZM109 232H110V231H109ZM118 232H119V231H118ZM122 232H123V231H122ZM133 232H135V230H134ZM133 232H132V233H133ZM137 232H138V230H137ZM137 232H136V234H137ZM140 232H141V231H140ZM153 232H154V231H153ZM198 232H199V231H198ZM198 232H197V233H198ZM203 232H204V231H203ZM207 232H208V231H207ZM154 233H155V232H154ZM154 233H153V234H154ZM161 233H162V232H161ZM187 233H188V232H187ZM187 233H186V234H187ZM190 233H191V232H190ZM218 233H219V232H218ZM241 233H242V232H241ZM261 233H262V232H261ZM263 233H264V232H263ZM115 234H116V233H115ZM123 234H124V233H123ZM128 234H129V233H128ZM128 234H127V235H128ZM162 234H163V233H162ZM170 234H171V233H170ZM194 234H195V232H194ZM194 234H189V235H194ZM212 234H213V233H212ZM244 234H246V233H244ZM247 234H248V233H247ZM76 235H77V234H76ZM112 235H113V234H112ZM132 235H134V234H132ZM155 235H156V234H155ZM167 235L169 236V234H167ZM237 235H238V234H237ZM261 235H262V234H261ZM91 236H92V235H91ZM119 236H120V235H119ZM124 236H126V235L124 234ZM141 236H142V235H141ZM195 236H197V235L195 234ZM219 236H220V235H219ZM262 236H263V235H262ZM112 237H113V236H112ZM122 237H123V236H122ZM133 237H134V239H135V236H133ZM136 237H137V236H136ZM155 237H156V236H155ZM179 237H180V236H179ZM203 237H204V235H203ZM246 237H247V236H246ZM254 237H255V236H254ZM124 238H127V236L124 237ZM129 238H130V236H129ZM131 238H132V237H131ZM131 238L128 239V240H131ZM141 238H142V237H141ZM141 238H140V239H141ZM198 238H199V237H198ZM212 238H213V237H212ZM239 238H240V236H239ZM247 238H249V236H248ZM247 238H246V240H250V239H247ZM250 238H252V237H250ZM109 239H110V238H109ZM113 239H114V238H113ZM136 239H137V238H136ZM179 239H180V238H179ZM187 239H188V238H187ZM253 239H254V238H253ZM253 239H252V240H253ZM256 239H257V238H256ZM259 239H260V238H259ZM128 240H127V242H126L125 239H124V242L128 244V242H129ZM137 240H138V239H137ZM160 240H161V239H160ZM160 240H159V241H160ZM162 240H164V239H162ZM199 240H200V238H199ZM199 240H198V241H199ZM214 240H215V239H214ZM229 240H230V239H229ZM229 240H228V241H229ZM233 240H235V239H233ZM236 240H237V239H236ZM242 240H243V239H241V241H239V240H238V241L241 242V244H242ZM254 240H255V239H254ZM106 241H107V240H106ZM111 241H112V240H111ZM117 241H119V238H118ZM141 241H142V240H141ZM157 241H158V240H157ZM182 241H183V240H182ZM228 241H227V242H228ZM230 241H231V240H230ZM257 241H258V240H257ZM260 241H261V240H260ZM93 242H94V241H93ZM107 242H108V241H107ZM130 242H131V241H130ZM130 242H129V243H130ZM132 242H133V241H132ZM135 242H136V241H135ZM145 242H146V241H145ZM147 242H148V241H147ZM154 242H156V241H154ZM160 242H161V241H160ZM167 242H168V241H167ZM167 242H166V243H167ZM201 242H202V241H201ZM223 242H224V241H223ZM239 242H238V243H239ZM251 242H252V241H251ZM251 242H250V243H251ZM261 242H262V241H261ZM120 243H121V242H120ZM137 243H138V242H137ZM150 243H151V242H149V244H150ZM180 243H181V242H180ZM185 243H186V242H185ZM217 243L219 244V242H217ZM224 243H225V242H224ZM236 243H237V242H236ZM244 243H245V239H244ZM252 243H255V242H252ZM118 244H119V243H118ZM127 244H124V245H127ZM131 244H132V243H131ZM134 244H135V243H134ZM141 244H142V242H141ZM152 244H153V243H152ZM158 244H159V243H158ZM168 244H169V243H168ZM170 244H171V243H170ZM187 244H188V243H187ZM199 244H200V243H199ZM207 244H208V243H207ZM207 244H206V245H207ZM218 244H216V245H218ZM225 244H226V243H225ZM230 244H231V243H230ZM233 244H235L234 241H233ZM239 244H240V243H239ZM239 244H237V245H239ZM245 244H247V243H245ZM261 244H262V243H261ZM87 245H88V244H87ZM108 245H109V243H107L106 246H108ZM112 245H114V243H112ZM129 245H130V244H129ZM145 245H146V244H145ZM155 245H156V244H155ZM166 245H167V244H166ZM189 245H190V244H189ZM214 245H215V244H214ZM220 245H221V244H220ZM248 245H249V244H248ZM250 245H251V244H250ZM252 245H253V244H252ZM130 246H131V245H130ZM136 246H137V245H136ZM138 246H139V245H138ZM146 246H147V245H146ZM146 246H144V247H146ZM177 246H178V244H177ZM200 246H201V245H200ZM202 246H203V245H202ZM223 246H224V248L226 247L225 245H223ZM242 246H243V245H242ZM108 247H110V245H109ZM116 247H117V246H116ZM119 247H120V246H119ZM121 247H122V246H121ZM121 247H120V248H121ZM139 247H141V246H139ZM162 247H163V246H162ZM167 247H168V246H167ZM236 247H237V246H236ZM243 247H244V246H243ZM253 247H255V246H253ZM256 247H257V246H256ZM256 247H255V248H256ZM260 247H261V246H260ZM260 247H259V248H260ZM112 248H114V247H112ZM117 248H118V247H117ZM137 248H138V247H137ZM168 248H169V247H168ZM171 248H172V247H171ZM178 248H179V247H178ZM188 248H189V247H188ZM215 248H216V247H215ZM218 248H220V247H218ZM221 248H222V247H221ZM92 249H93V248H92ZM109 249H110V248H109ZM118 249H119V248H118ZM122 249H124V248L122 247L121 250H122ZM126 249H127V248H126ZM126 249L122 250V252H121V250H119V251H120V252H119V251H117L116 248H115V250H116L118 253L114 250V251L116 252V253H114V254H117V255H115L116 257L114 256V257H115V261H116V263H114V264H120L122 261H124V260L126 261V257H127L128 255H127L126 257H124V259L122 260V257L125 255L123 251H125ZM140 249H142V247H141ZM185 249H186V248H185ZM226 249H227V248H226ZM234 249H235V248H234ZM236 249H237V248H236ZM247 249H248V248H247ZM172 250H174V249H172ZM237 250H238V249H237ZM242 250H243V249H242ZM245 250H246V249H245ZM245 250H244V251H245ZM251 250H252L251 253H247L248 251L250 252V249H249L247 252H246V251L243 252L244 254H246L245 257H242L243 254H241V256L239 255V252L241 253L240 250H238L239 252H238V251L236 252V251L234 250V251H235L234 253H238V255H239V256H238L239 258H237V259H239V261H237L236 259H234V258H236L237 256L233 253V255H235V256H234V257H233V256L230 257L231 259H232V258L234 259V261H233V259H232V262H233V263H232V262H228V263H226L227 261H225V263H226V264H264V257H263V256H264V251H261V253H260V252H258L256 249H254V248L251 249ZM253 250H255V251H253ZM260 250H261V248L259 249V251H260ZM262 250H263V249H262ZM94 251H95V249H94ZM146 251H147V250H146ZM169 251H170V250H169ZM201 251H202V250H201ZM201 251H200V252H201ZM226 251H227V250H226ZM226 251H225V253H226ZM206 252H207V251H206ZM230 252H231V251H230ZM253 252H255V253H253ZM112 253H113V252H112ZM112 253H110V254H112ZM127 253H128V252H127ZM133 253H134V252H133ZM141 253H142V251H141ZM144 253H145V252H144ZM163 253H164V252H163ZM176 253H178V251H177ZM181 253H182V252H181ZM183 253H184V252H183ZM191 253H193V252H191ZM201 253H202V252H201ZM220 253H221V252H218V255H219ZM94 254H95V253H94ZM108 254H109V253H108ZM114 254H112V256H113ZM148 254H149V253H148ZM165 254H166V253H165ZM168 254H169V253H168ZM168 254H167V257H168ZM198 254H199V253H198ZM204 254H205V253H204ZM204 254H203V255H204ZM206 254H209V253H206ZM206 254L204 255V257H203L202 255H200V256L202 257L201 261H202L204 258H207V257H205ZM212 254H213V253H212ZM214 254H215V253H214ZM106 255H107V254H106ZM144 255H145V254H144ZM149 255H150V254H149ZM151 255H152V254H151ZM169 255H170V254H169ZM171 255H172V254H171ZM176 255H177V254H176ZM193 255H194V254H193ZM196 255H197V254H196ZM228 255H229V254H228ZM228 255H227V256H228ZM160 256H161V255H160ZM162 256H163V255H162ZM179 256H180V255H179ZM186 256H187V255H186ZM200 256L198 257L199 259H200ZM210 256L214 257L213 255H210ZM216 256H217V255H216ZM216 256H215V257H216ZM224 256H225V255H224ZM224 256H223V257H224ZM230 256H231V254H230ZM128 257H129V256H128ZM171 257L174 258L173 256H171ZM177 257H178V256H177ZM180 257H181V256H180ZM191 257H192V256H191ZM221 257H222V256H220V258H221ZM241 257H242V259H240ZM143 258H144V257H143ZM145 258H146V257H145ZM155 258H156V257H155ZM157 258H158V257H157ZM157 258H156V259H157ZM160 258H161V257H160ZM160 258H159V260H158V259H157V260L160 261V260H161ZM182 258H183V257H182ZM182 258H181V259H182ZM187 258H189V256H188ZM187 258H186V259H187ZM192 258H195V256L192 257ZM198 258H195V259L198 260ZM244 258H245V259H244ZM141 259H142V258H141ZM149 259H150V260H153L154 258H151V257H150ZM149 259H147V260H149ZM177 259L179 260V257H178ZM186 259L184 258L185 261H186ZM189 259H190V258H189ZM195 259H194V261H195ZM207 259H208V258H207ZM121 260H122V261H121ZM136 260H137V259H136ZM142 260H143V259H142ZM145 260H146V259H145ZM147 260H146V262H147ZM150 260H149V261H150ZM167 260H168V259H167ZM205 260H206V259H205ZM205 260H203L202 262H204V263L206 264L207 261H205ZM115 261H114V262H115ZM154 261H155V259H154ZM154 261H153V263H154ZM163 261H165V257L163 258ZM169 261L171 262V260H169ZM172 261H174V260H172ZM181 261H182V260H181ZM181 261H180V262H181ZM192 261H193V259H192ZM209 261H210V260H209ZM223 261H224V260H223ZM151 262H152V261H150L149 263H151ZM186 262H187V261H186ZM186 262L183 263V264H189V262H191V261L188 260V262H187V263H186ZM199 262H200V261H199ZM122 263H123V262H122ZM144 263H145V262H144ZM144 263H143V264H144ZM147 263H148V262H147ZM158 263H159V262H158ZM160 263H163V262H160ZM165 263H167V261H165ZM165 263H164V264H165ZM181 263H182V262H181ZM210 263H213V262H210ZM210 263H209V264H210ZM214 263H215V262H214ZM225 263L223 262L222 264H225ZM137 264H138V263H137ZM140 264H141V263H140ZM154 264H155V263H154ZM167 264H169V263H167ZM170 264H171V263H170ZM175 264H176V262H175ZM190 264H191V263H190ZM192 264H193V263H192ZM207 264H208V262H207ZM219 264H221V260H220V263H219Z\"/></svg>",
    "mask_w": 264,
    "mask_h": 264
},
{
    "label": "built area",
    "instance_id": "3",
    "mask_svg": "<svg viewBox=\"0 0 264 264\" xmlns=\"http://www.w3.org/2000/svg\"><path fill=\"white\" fill-rule=\"evenodd\" d=\"M246 1L256 9L258 22L264 28V9L255 0ZM176 90V96L173 98L156 97L157 99L151 101L153 111L163 109L169 113V119L160 128L159 124L155 125L156 122L151 121L153 126L151 130L154 132L152 135L153 144H156L159 150L169 151L170 148H175L174 151L192 155L200 152L211 155L215 149H220L223 151L222 159H230L235 153V150L231 149L234 142L227 144L224 142L226 140L224 130L228 125L227 119L220 118L219 131L214 128L213 97L209 84L200 82L199 75L192 72L185 74L177 82ZM124 95L125 109L138 112L140 104L128 93H124ZM237 108L235 107L234 110L238 111ZM155 117L159 116H150V118ZM225 147L227 148L225 149ZM261 166L260 160L254 164V167L260 168ZM242 168L240 170H243ZM140 171L138 168L135 169L137 173ZM23 223L26 225L27 221L24 220Z\"/></svg>",
    "mask_w": 264,
    "mask_h": 264
},
{
    "label": "crops",
    "instance_id": "4",
    "mask_svg": "<svg viewBox=\"0 0 264 264\" xmlns=\"http://www.w3.org/2000/svg\"><path fill=\"white\" fill-rule=\"evenodd\" d=\"M0 264H1V262H0Z\"/></svg>",
    "mask_w": 264,
    "mask_h": 264
}]
</instances>
